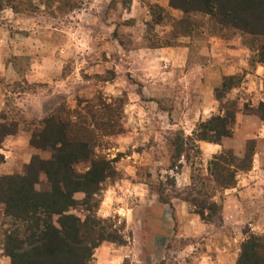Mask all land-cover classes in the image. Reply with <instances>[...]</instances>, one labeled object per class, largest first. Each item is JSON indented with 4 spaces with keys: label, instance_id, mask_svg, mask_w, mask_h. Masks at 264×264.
<instances>
[{
    "label": "rangeland",
    "instance_id": "rangeland-1",
    "mask_svg": "<svg viewBox=\"0 0 264 264\" xmlns=\"http://www.w3.org/2000/svg\"><path fill=\"white\" fill-rule=\"evenodd\" d=\"M29 1L33 12L0 10V67L4 64L7 69L0 71V123H19L17 134L1 144L0 175L24 173L34 155L51 157L49 148L31 144L44 118L75 108L84 112L87 101L100 104L101 99L115 110L103 116L109 129H97L93 150L117 161L115 174L104 183L98 216L120 230L126 243L103 242L90 264H209L211 259L220 263L217 248L224 243L220 209L211 217L206 213L207 220L184 200L202 199L192 189L201 188L200 178L212 156L189 138L211 114L206 109L198 121L185 115L192 108L202 112L207 95L201 87L207 79L204 64L212 58L214 69L207 75L214 97L215 89L222 88L217 82L228 76L226 64L243 66L235 75L242 78L238 87L246 86L248 73L259 64L253 59L262 38L221 28L200 11L190 15V31L184 33V22L179 21L183 12L170 5L160 9L153 0ZM177 37L191 45L187 65L163 67L159 54L141 51L167 42L179 44ZM213 42H218L221 54L203 53L199 60L201 49ZM237 48L242 49L233 51ZM179 58L181 62V54ZM236 93L246 110L252 103L250 93L243 88ZM110 129L114 134L106 135ZM178 135L184 142L180 158L175 146ZM87 166L82 162L77 168L85 171ZM74 196L81 200L84 194ZM2 210L0 206V264H12L2 244V229L11 224ZM71 213L85 216L79 207ZM209 240L213 244L208 248ZM233 248L232 252L237 246ZM230 258L227 255L226 262L234 264Z\"/></svg>",
    "mask_w": 264,
    "mask_h": 264
},
{
    "label": "trees",
    "instance_id": "trees-1",
    "mask_svg": "<svg viewBox=\"0 0 264 264\" xmlns=\"http://www.w3.org/2000/svg\"><path fill=\"white\" fill-rule=\"evenodd\" d=\"M169 5L183 12L184 16L179 21L184 22V33L190 31L187 26L190 15L200 11L221 28H233L261 37L263 43L258 45L253 60L264 64V0H169ZM156 6L163 9L159 4ZM6 7L15 12L35 10L29 0H0V10ZM71 7H75L74 4ZM175 44L167 42L155 47ZM241 80L238 75L224 77L222 88L215 89L220 112L197 124L190 140L220 144L224 137L232 136L240 104L238 99L228 98L227 94L239 86ZM100 101V104L87 101L84 112L75 108L44 118L43 128L33 133L31 144L38 148H49L51 157L34 155L24 173L0 175L2 216L9 219L11 224L2 229V244L12 264H90L95 249L103 242L126 243L120 230L109 225L108 219L98 216L104 183L115 174L117 161V158L98 156L93 150L92 143L99 137L97 129L102 126L109 129L103 116L106 113L111 116L115 110L110 103ZM80 105L82 100L79 101ZM246 111H257L264 118V103L257 108L246 104ZM18 131V122L2 121L0 148L7 136L15 135ZM105 134L114 132L105 130ZM175 141L176 155L180 158L184 150L183 136L178 135ZM196 147L199 150L198 144ZM252 156V146L243 158L228 149L213 155L208 161L206 174L200 178L201 188L192 189L202 199L186 197L184 200L194 205L203 219L210 220L206 213H210L208 216L211 217L219 209L221 214L222 203L216 202L214 195L236 184V172L247 169ZM3 161L4 154L0 152V162ZM82 162L88 163L85 171L77 168ZM42 175L46 177L45 181L41 179ZM210 188L212 193L208 190ZM202 189L206 190L204 194L207 195H202ZM78 192L84 194L81 200L74 196ZM77 207L85 212L83 218L71 213ZM245 234L235 264H264V234L249 230H245Z\"/></svg>",
    "mask_w": 264,
    "mask_h": 264
},
{
    "label": "crops",
    "instance_id": "crops-1",
    "mask_svg": "<svg viewBox=\"0 0 264 264\" xmlns=\"http://www.w3.org/2000/svg\"><path fill=\"white\" fill-rule=\"evenodd\" d=\"M153 2L159 3L163 7L169 6V0H153ZM178 41L181 43L156 49L147 48L141 51L153 50L150 54H159L158 63L163 67H168L169 64L182 65L181 63H183L187 65L190 56L189 53H191V45L189 43H184L185 40L182 39V37H180ZM217 43L213 42L211 47L208 45L204 46L206 48L203 47L201 49V58L199 60L202 59L203 53H208V57H212L210 56L211 54L213 56L221 54ZM238 49L242 48L233 49V51L236 52ZM226 50H229V48H226ZM179 54H181V62L178 60L180 59ZM209 60V64H207L208 62L204 64L203 70L205 71L207 79L205 82L201 81V87L205 90V93H207L203 99V102H205L200 109L202 112H197L196 109L192 108L191 111H188L185 115L189 121L192 116L195 121H198L199 116L201 113L204 115L206 109L211 115H213L212 112L217 109V113L220 112L219 101L213 95L214 85L211 87L208 86V84L212 82L208 81L209 75L207 74L214 69L211 61L212 58ZM198 65L200 66V63L195 66ZM192 68L196 70V67ZM226 68L227 71L225 75H235L240 68L243 69V66H239L238 64H226ZM172 69L176 72L180 70L177 67H172ZM0 71H5V73H7L4 64L0 67ZM170 73L172 72L170 71ZM248 75L250 81L245 83L246 86L234 87L227 94L228 98L238 99L240 104V110L236 114L232 136L224 137L220 144L208 141L199 142L204 154L210 155V157H213V155L221 152L223 149H228L239 158H243L249 149V147L247 149V144L252 143L253 147V156L249 167L247 169H238L236 172V184L230 188L222 189L214 195V199L217 200V197H219L222 203L223 228L221 237L224 243L221 247L217 248V250L220 251L218 254H220L222 258L220 259V263H217V260L214 261L211 259L209 264H230L226 262L225 258H227V255L231 256L229 260L231 262L233 260L235 264L240 250V244L246 237L245 230L257 234H264V118H261V114L257 111L249 112L244 110L243 98H239L236 93V91L241 92L242 88L250 93L252 97L250 106L252 107L257 108L260 103H264V79H262V77H264V64L259 63L253 70V73H248ZM258 82L260 84H258ZM221 83L222 82H217L216 85L218 86ZM214 114L216 113L214 112ZM209 242L208 248L213 244L211 240H209ZM234 246H237V248L236 251L232 252ZM232 253L233 257L231 255Z\"/></svg>",
    "mask_w": 264,
    "mask_h": 264
}]
</instances>
